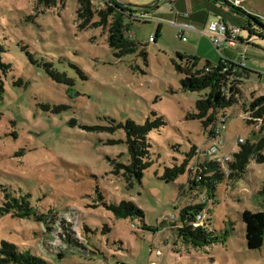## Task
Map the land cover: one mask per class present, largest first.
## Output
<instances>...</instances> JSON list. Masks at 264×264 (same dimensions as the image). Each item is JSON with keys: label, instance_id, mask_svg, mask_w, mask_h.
Segmentation results:
<instances>
[{"label": "rangeland", "instance_id": "obj_1", "mask_svg": "<svg viewBox=\"0 0 264 264\" xmlns=\"http://www.w3.org/2000/svg\"><path fill=\"white\" fill-rule=\"evenodd\" d=\"M107 1L91 0L94 13ZM219 1L238 18L217 12L241 33L255 31L253 44L242 52L262 74L240 84V101H250L252 91L254 97L264 94V0ZM77 7V0L39 7L35 0H0L1 62L9 64L0 69V206L3 188L29 194L39 212L72 222L83 247L66 244L43 222L11 214L0 216V241L50 264H264V236L260 249H247L241 220L242 211L263 209L264 164L250 159L240 178L225 177L213 189L192 178L188 182L186 172L166 179L165 169L181 166L193 146L197 151L212 143V125L188 117L205 90L181 89L183 74L168 50L150 43L144 47L146 60L140 54L155 22L126 16L131 34L122 31L111 46L109 28L118 16L93 27L95 13L80 26ZM44 62L71 82L53 80ZM152 111L165 123L147 134L148 167L139 180L123 169L115 173L116 164L129 159L121 125L141 124ZM222 119L226 131L216 155L223 161L238 151V138L258 136L264 125L263 119H242L238 109L219 114L215 124ZM202 198L208 206L203 239L187 237L172 215L177 218ZM122 200L133 202L143 217H115L108 205Z\"/></svg>", "mask_w": 264, "mask_h": 264}, {"label": "trees", "instance_id": "obj_2", "mask_svg": "<svg viewBox=\"0 0 264 264\" xmlns=\"http://www.w3.org/2000/svg\"><path fill=\"white\" fill-rule=\"evenodd\" d=\"M56 3V0H35V6H50ZM78 7L76 9L77 19L82 20L86 24L91 20L96 13L98 21L92 22L93 27L105 26L108 23L110 16L117 15V20L111 22L109 28L108 41L111 46L118 43L119 34L122 31L129 32L128 26L124 23L126 16L132 17V10L126 6L119 5L115 1L105 2V7L97 10L95 13L91 8V0H77ZM251 19H257L255 16L246 14ZM243 29H247L243 24ZM145 45L141 49L140 54L146 60ZM4 47L0 45V69L5 71L9 68V64L1 62V53H4ZM122 52H118L119 56ZM33 61V60H32ZM34 62V61H33ZM44 72L57 82L70 83L71 80L65 76L63 72L55 70L51 64H42ZM175 69L183 74L180 79V86L185 91H200L205 90L203 97L195 101V112L188 114L192 119L201 121L204 127L213 125L219 114L230 109L245 107V102L249 103V109L253 111V116L264 120V95L254 97L251 92V100L240 101L243 92L240 89V84L247 79L260 77V73L245 67L242 62H234L227 59H220L216 65L204 63L199 65L197 57L177 54V61H174ZM209 70L206 71L205 68ZM0 85L1 82H0ZM2 88V86H1ZM244 98V97H243ZM47 109L48 105H42ZM152 117H147L143 123L136 124L133 121H126L121 125L125 132V143L128 152L127 164L117 163L115 173L119 169H123V174L132 176L139 180L142 172L148 167L149 142L147 134L153 129L159 128L165 122L163 117L155 111L151 112ZM258 136L255 133L251 134L250 139H243V142H238V151L233 152V157L224 162L217 159H208L201 157L194 162H191L196 155V147H192L186 153V159L181 166L166 168L164 177L173 180L178 174L186 172L188 182L192 178L195 182H200L204 186L213 189V186L227 179L240 178L247 167L250 159H254L258 163L264 164V125L258 130ZM189 161V162H188ZM188 162V164H187ZM187 164V165H186ZM212 190L209 189V192ZM3 203L0 206V216L11 214L13 217L20 219H33L34 221L43 222L47 230H54L56 236L68 245L74 247H83V243L79 239L76 230L72 228L73 223L67 221V218L59 215H53L51 211L47 213L39 212L32 206L29 194H14L7 188H3ZM210 194V193H209ZM259 194L264 196V179L262 181ZM204 206L203 203H194L186 206L178 212L176 222L178 221L183 227L177 231L186 232L185 236L195 239H203L200 227H193L190 224L192 216ZM108 208L117 218H126L132 215L143 217L142 211L134 205L133 202L122 200L117 204H109ZM53 216V217H52ZM241 220L244 224V238L246 247L249 250L260 249L263 246L264 236V203L261 211L252 212L244 210L241 212ZM50 264L45 260L24 252H19L14 244L6 241H0V264Z\"/></svg>", "mask_w": 264, "mask_h": 264}, {"label": "crops", "instance_id": "obj_3", "mask_svg": "<svg viewBox=\"0 0 264 264\" xmlns=\"http://www.w3.org/2000/svg\"><path fill=\"white\" fill-rule=\"evenodd\" d=\"M110 1L117 3L116 0ZM130 2L127 3L121 0L119 5L136 10L140 14L145 13L149 17L148 21L156 23V26H154L155 32L153 33L152 30L149 32L147 41L146 43L144 42L145 46L149 48L148 44L151 43L155 46L154 49L158 51L168 50L176 59L177 54H184L186 56L197 57L199 65L204 63L216 65L221 58L240 62L242 52H246L247 46L253 44L251 34H255V31L252 28L251 30H247L248 33H240V40L236 44L221 45L218 49L201 33V30L206 29L208 24L217 18H221L228 23L230 22V24L232 23L217 12L218 8L238 18L236 14H231L227 8L221 5L219 0H130ZM128 34L131 33L128 32ZM150 36L154 37L152 42L148 41ZM183 37L185 38L184 40L181 39ZM234 46L237 47L235 54L228 48ZM162 52L165 53L166 51ZM246 61V57L241 61L245 67L261 74V72L256 70L250 63H246ZM261 76L262 74L256 78L260 79ZM252 93L254 96L256 95V91H252ZM257 95L264 94L257 93Z\"/></svg>", "mask_w": 264, "mask_h": 264}, {"label": "built area", "instance_id": "obj_4", "mask_svg": "<svg viewBox=\"0 0 264 264\" xmlns=\"http://www.w3.org/2000/svg\"><path fill=\"white\" fill-rule=\"evenodd\" d=\"M187 15V14H185ZM137 21H143L146 22L149 20V17L145 13L139 14L138 17H133ZM201 33L204 34L211 42V44L218 49L221 45H234L240 40V33L241 28L237 25L230 24L228 22H225L221 18H217L213 21H211L206 29L201 30ZM184 40L185 38H181ZM154 40L153 36H150L148 41L152 42ZM244 60V57L241 58V61ZM206 71L209 70L208 67L205 68ZM245 107H238L239 116L242 119L248 120V121H256V120H262L261 118L253 116V111L249 109V103L245 102ZM216 123V122H215ZM213 124L211 128V144L206 147L202 148L196 151V155L194 157V161L198 160L201 157H206L208 159H217L220 160V158L216 155L218 152V144H221L223 142L224 133L226 131L225 126V120L222 119V122H219L218 124ZM237 142H243V138H238ZM198 149V148H197ZM230 160V159H226ZM224 162L223 160H220ZM201 203L204 204V206L196 212L192 219L190 220V224L195 227H203V218L204 213L208 209L207 202H204V199L202 198ZM172 218H175V215H172Z\"/></svg>", "mask_w": 264, "mask_h": 264}]
</instances>
